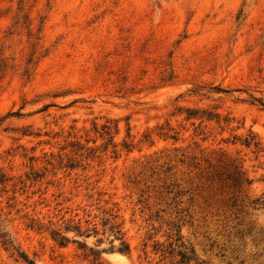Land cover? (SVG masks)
I'll use <instances>...</instances> for the list:
<instances>
[{
    "label": "rangeland",
    "instance_id": "rangeland-1",
    "mask_svg": "<svg viewBox=\"0 0 264 264\" xmlns=\"http://www.w3.org/2000/svg\"><path fill=\"white\" fill-rule=\"evenodd\" d=\"M261 147L264 0H0V231L35 264L93 263L31 223L95 224L67 235L99 250L109 213L129 253L106 264L180 243L191 264H264ZM0 264L25 263L0 246Z\"/></svg>",
    "mask_w": 264,
    "mask_h": 264
},
{
    "label": "trees",
    "instance_id": "trees-1",
    "mask_svg": "<svg viewBox=\"0 0 264 264\" xmlns=\"http://www.w3.org/2000/svg\"><path fill=\"white\" fill-rule=\"evenodd\" d=\"M185 120H199V123L203 121H214L215 123L220 122L219 115L217 113H212L210 111H206L204 109H195V108H186L185 109ZM223 122L227 123V119H223ZM102 133L109 136V140L112 135L110 132V127L108 125H104L102 127ZM165 135V133H160ZM171 138H175V134L171 135ZM242 144L248 146L253 145L254 147H258L259 142L255 139L254 135L249 134L248 137L242 140ZM264 151V147H261ZM7 178L4 177L3 174H0V183H4ZM237 179L233 180V184L236 185ZM253 203H264V199H255ZM115 215L109 213L108 217L102 219L101 225L104 228L102 234L105 233V230L108 232L112 238L108 241L109 247L102 249H93V247L88 246L85 242H78L76 239L69 237L67 234L72 232L73 236H97L98 232L95 224H92L90 227H85L80 224V221L73 222L72 219H63L61 216V224L55 225L51 223L50 220L47 222V225H41L38 222H33L29 225V228L34 229L37 232L48 233V236L53 241L55 245L58 247H65L68 242H76L78 243V247L81 250L82 258H90L93 264H106L105 260L101 258V253L103 252H118L127 255L129 253V247L126 241L122 238V234L120 232L119 223L115 221ZM85 224L87 220L84 221ZM175 242H179L181 240V235L179 234V230L176 229L174 233ZM114 241H118L115 245ZM97 243L100 244L101 240L98 238ZM0 246L10 251L11 255H14L16 259L21 260L25 264H35L34 260L29 258L23 251L17 247L13 240L7 235L5 231H0ZM167 254L170 258V264H191L190 261L194 260V251L193 249H186L183 247L182 243L177 246V249L174 250L168 246Z\"/></svg>",
    "mask_w": 264,
    "mask_h": 264
}]
</instances>
